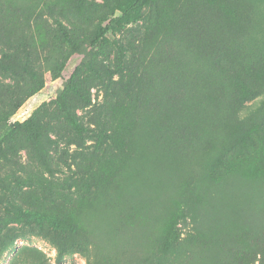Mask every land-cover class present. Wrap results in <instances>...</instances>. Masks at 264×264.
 I'll return each instance as SVG.
<instances>
[{
	"label": "rangeland",
	"instance_id": "1",
	"mask_svg": "<svg viewBox=\"0 0 264 264\" xmlns=\"http://www.w3.org/2000/svg\"><path fill=\"white\" fill-rule=\"evenodd\" d=\"M115 1L0 0V111H12L11 92L15 91L14 96L20 92L22 98L34 89L26 85L29 80L2 69L8 53L30 64L45 80L44 87L27 98L8 123L32 116L40 122L48 163L47 167L41 161L27 131L20 128L8 138L0 131V226L8 221V226L22 227L2 210V202L8 207L45 210L63 204L72 220L92 231L109 254L137 245V235L155 219L170 227L189 197L197 199L198 205L204 201L202 191L195 198L190 196L186 177L142 169L146 158L140 154L148 148L135 132L145 109L158 106L157 87L181 85L199 76L201 70L192 66L191 58L209 53L205 45L212 34V49L216 51L218 45V51L222 50L223 31L216 27L213 33L210 22L224 10L221 0H153L141 21L109 33L107 41L96 45L94 34L112 17ZM164 47L167 60L157 53ZM163 63L168 70H163ZM60 95L84 130L66 116L58 103ZM259 135L257 148H239L227 161L232 171L258 178V187L264 191V136ZM215 172L212 168L211 173ZM234 208L229 221L224 219L202 237V254L192 264L200 259L208 263L205 256L216 253L218 237L229 249L218 264H264V231L253 229L259 228L264 216L255 219L252 227L246 219L252 208L238 207V203ZM258 210L264 215V203ZM178 223L181 238L195 233L189 220ZM117 237L124 242L111 245ZM21 246L36 247L52 262L56 260V248L49 240L23 234L0 264H7ZM63 262L86 263L78 252Z\"/></svg>",
	"mask_w": 264,
	"mask_h": 264
},
{
	"label": "trees",
	"instance_id": "2",
	"mask_svg": "<svg viewBox=\"0 0 264 264\" xmlns=\"http://www.w3.org/2000/svg\"><path fill=\"white\" fill-rule=\"evenodd\" d=\"M152 1L116 0L112 17L98 27L93 43L100 46L107 41L109 33L141 21L144 9ZM221 8L224 9L221 16L211 19L210 27L212 32L216 27L223 31L222 50L218 51L217 44V50L212 49L211 40L215 37L212 34L205 45L209 53L191 58L192 66L201 70L199 76L181 85L174 82L172 87L166 84L157 87L158 106L145 109L148 111H144L135 132L148 148L140 154L146 158L142 169L155 168L160 174H171L177 179L186 177L190 196L195 198L202 191L203 203L198 205L197 199L189 197L182 203L178 221L170 227L163 225L162 219H155L150 228H143L137 235V245L109 254L95 240L92 231L83 228L74 217L72 220L63 204H54L50 210L10 205L8 210L2 202V210L6 209L7 215L22 227L8 226V221L0 226V263L17 237L31 234L54 244L55 262L36 247L21 246L7 264H73L63 261L75 252L85 257V264H192L202 254V237L209 229L223 224L224 219L229 221L228 215L235 210V204L252 208L246 214L252 227L255 219L259 221L264 216L258 210L264 203L259 179L244 177L241 170L232 171L227 161L239 148H257L260 139L257 135L264 136V0H221ZM157 53L166 60L170 58L165 47ZM4 57L2 69L18 79L29 80L26 85L32 84L34 89L22 98L20 92L17 96L15 91L11 92L12 111H0V131L4 138L20 128L27 131L41 161L48 167L41 123L33 116L23 122L8 123L23 102L44 87L45 80L30 64L20 63L8 53ZM163 70H168L164 63ZM170 88L178 89L170 93ZM57 99L73 125L84 130L63 95ZM135 147L132 141L131 152ZM212 168L215 173H211ZM129 205L134 207L132 202ZM179 220H189L195 233L181 238ZM253 229L264 231V219L259 228ZM219 238L214 242L216 253L205 256L207 264H218L227 258L229 249ZM115 241L124 242L117 237L111 245Z\"/></svg>",
	"mask_w": 264,
	"mask_h": 264
}]
</instances>
